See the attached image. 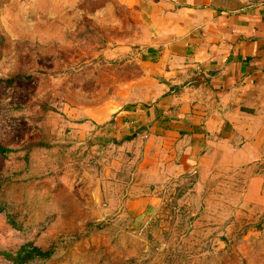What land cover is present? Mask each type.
<instances>
[{"label":"rangeland","instance_id":"obj_1","mask_svg":"<svg viewBox=\"0 0 264 264\" xmlns=\"http://www.w3.org/2000/svg\"><path fill=\"white\" fill-rule=\"evenodd\" d=\"M134 2L0 0V144L12 149L0 154V264L26 243L52 254L17 264H264V208L243 203L245 176L127 189L136 148L103 119L145 74Z\"/></svg>","mask_w":264,"mask_h":264},{"label":"crops","instance_id":"obj_2","mask_svg":"<svg viewBox=\"0 0 264 264\" xmlns=\"http://www.w3.org/2000/svg\"><path fill=\"white\" fill-rule=\"evenodd\" d=\"M134 1L145 74L103 119L113 141L136 148L127 189L234 170L243 203L264 208V0Z\"/></svg>","mask_w":264,"mask_h":264},{"label":"trees","instance_id":"obj_3","mask_svg":"<svg viewBox=\"0 0 264 264\" xmlns=\"http://www.w3.org/2000/svg\"><path fill=\"white\" fill-rule=\"evenodd\" d=\"M20 77V75H16L14 78H9L6 82L11 83L15 78ZM12 149L0 144V154L4 155L6 153L11 152ZM2 208L0 207V212ZM8 221L11 226L14 228L20 229V225L13 221L10 215L7 214ZM52 250L46 249L43 250L38 246L30 245L28 243L23 244L20 248L15 252V254L5 253V255L13 261V263L17 264L16 261H23L24 259H32V258H48L51 256Z\"/></svg>","mask_w":264,"mask_h":264}]
</instances>
